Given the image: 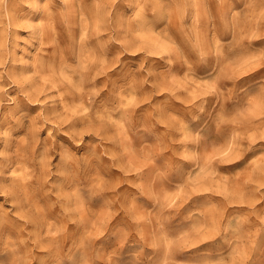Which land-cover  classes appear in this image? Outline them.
<instances>
[{"label": "rangeland", "instance_id": "obj_1", "mask_svg": "<svg viewBox=\"0 0 264 264\" xmlns=\"http://www.w3.org/2000/svg\"><path fill=\"white\" fill-rule=\"evenodd\" d=\"M0 264H264V0H0Z\"/></svg>", "mask_w": 264, "mask_h": 264}]
</instances>
